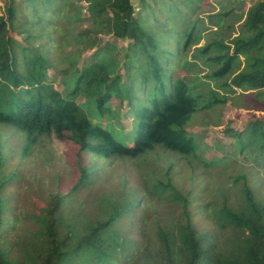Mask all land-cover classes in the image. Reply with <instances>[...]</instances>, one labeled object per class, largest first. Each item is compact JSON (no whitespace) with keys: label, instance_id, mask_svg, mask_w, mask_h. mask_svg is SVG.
Here are the masks:
<instances>
[{"label":"trees","instance_id":"trees-1","mask_svg":"<svg viewBox=\"0 0 264 264\" xmlns=\"http://www.w3.org/2000/svg\"><path fill=\"white\" fill-rule=\"evenodd\" d=\"M86 2L95 24L85 47L95 48L94 59L82 66L73 62L76 66L69 68L62 90L49 80V69L56 67L57 44L66 45L65 13L77 11L82 20L80 1L6 0L0 12V125L26 135L24 152L52 134L77 151L74 183L51 194L36 211L17 215V226L7 215L0 149V264H264V194L258 180L240 173L208 188L200 212L211 226L200 230L193 218V186L184 190L174 180L175 161L160 168L152 157L160 152L180 157L196 153L186 125L199 110L190 85L198 78L192 75L204 71L199 59L206 58L210 67V73H204L207 78L256 96L264 94V0L247 8L240 36L227 42L216 29L199 46L201 36L193 37L195 28L172 41L165 39L150 22L156 11L153 0ZM109 35L129 40L123 63L115 44L102 43ZM191 46L194 50L188 55ZM130 55L134 60L125 67ZM242 59L245 65L239 69ZM176 63L185 76L174 75ZM121 64L130 71L139 68L141 74L132 78L120 71ZM211 93L216 101L205 107L220 101L216 89ZM112 98L134 114L130 143L93 122L114 112ZM238 135L247 137L248 151L264 166V116L251 120ZM85 154L99 160H133L140 187L157 206L150 211L146 204L138 213L144 196L126 179L118 190L105 187L97 177L102 167L84 161ZM200 162L208 170L217 159ZM200 165L192 162L193 170ZM126 218L132 224L144 222L142 241L119 231L117 226Z\"/></svg>","mask_w":264,"mask_h":264},{"label":"rangeland","instance_id":"rangeland-1","mask_svg":"<svg viewBox=\"0 0 264 264\" xmlns=\"http://www.w3.org/2000/svg\"><path fill=\"white\" fill-rule=\"evenodd\" d=\"M6 0H0V12ZM80 1L83 6L80 11L82 20H78L77 11H67L63 20V30L68 33L64 39L66 45L58 43L55 48L56 67H50L49 80L54 82L58 89H63L62 81L71 74V66H82L84 62L94 59L95 48L85 47V40L90 29L94 26L95 20L89 16L86 9V0ZM256 0H153L155 6V17H151L150 22L157 26L160 34L165 39H176V35H184L191 28H195L193 37L201 36L196 46L202 45L213 35V31L218 29V37L227 42L240 36L243 31V23L247 8ZM136 7H138L136 5ZM159 7V9H158ZM233 9L227 15L223 12ZM195 25V27H193ZM55 36H59V29ZM20 38V36H18ZM167 41V40H165ZM115 44V54L120 63H123L128 51L127 39H116L112 36H103L102 43ZM138 48V47H137ZM188 55L194 50V46L189 47ZM139 52L137 53V55ZM140 57V56H139ZM188 58L190 56H187ZM134 57L129 56V67ZM137 60V56L135 57ZM193 61V60H191ZM76 63V65L73 64ZM201 68L204 70L194 82H190L193 88V95L198 99L199 110L194 113L191 120L186 125V130L194 139L196 153L189 157H180L171 152H160L152 154L156 159V165L167 167L170 161H175L173 167L174 180L182 186L184 190L193 186L192 208L196 210L194 221L200 230L209 229L211 223L203 213L200 212V205L208 196V188H214L218 183H226L229 178L240 173H246L248 178L259 181L260 194H264V166L256 160L255 153L248 151L247 137L240 139L238 132L242 130L251 120L264 116V94L256 96L253 91H246L240 88L233 89L224 85L221 80L207 78L210 73L206 58L199 59ZM245 60L239 69L243 68ZM124 65H120L122 72H127L132 78L141 74L139 68L127 70ZM195 70V69H193ZM175 76H185L186 71L181 64L173 66ZM204 73H206L204 75ZM211 88L219 93L211 107H205L209 101H216L211 93ZM264 91V90H263ZM84 99V98H83ZM114 112L102 117L93 118L94 123H101L105 127L111 128L117 137H122L127 143L131 142L129 137L130 129L133 127L134 114L126 104L119 105L116 98H112ZM217 99V100H218ZM242 140L246 142L244 146ZM26 135L10 126L0 125V149L2 152L1 174L7 180L3 195L7 198V212L12 219L27 212L36 211L41 204L50 199V195L57 190L61 191L69 188L77 177V151L76 148L65 141H61L52 135L41 137L32 144L28 152H24ZM245 148L242 150V148ZM217 159V162L207 169L200 165V161L207 159ZM84 161L93 162L96 166H101L99 182H103L105 187L118 190L119 184L126 179L132 189L138 190L139 196H144L141 207H148L151 211L156 203L150 202V195L139 185V170L133 160L112 158L110 160H99L96 156L85 154ZM192 162L196 165L192 168ZM264 162V160L262 161ZM194 175L191 180V175ZM193 181V182H192ZM102 183V184H103ZM195 184V185H193ZM211 187V188H210ZM136 219V218H135ZM16 221V220H15ZM19 226L20 222H15ZM25 227V226H24ZM123 234H129L138 241L143 240L142 229L144 222L135 224L126 218L117 226ZM15 231H12V234Z\"/></svg>","mask_w":264,"mask_h":264}]
</instances>
